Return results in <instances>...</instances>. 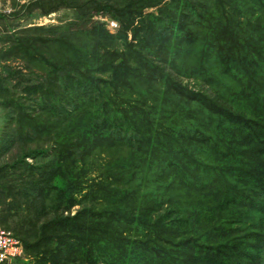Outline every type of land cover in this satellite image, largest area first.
Returning <instances> with one entry per match:
<instances>
[{
  "label": "trees",
  "instance_id": "1",
  "mask_svg": "<svg viewBox=\"0 0 264 264\" xmlns=\"http://www.w3.org/2000/svg\"><path fill=\"white\" fill-rule=\"evenodd\" d=\"M42 1L38 0L40 6ZM130 1L141 11L147 5L158 6V13L143 16L132 28L130 40L128 24L123 25L120 34L127 50L118 58L106 56L113 54V49L106 48L102 36L111 34L97 32L82 50L77 45L61 60L48 61L53 65L50 73L36 76L33 69L27 74L14 70L4 82L2 73L8 75L13 68L4 63L9 57L0 49V224L22 242L26 256L49 260L54 249L61 248L62 264L69 263V248L76 245L87 246L95 263L102 264H264V241L255 245L248 241L255 226L264 235V68L250 70L253 59L241 54L238 42L245 38L256 45L254 60L259 62L258 53L264 54V14L256 17L252 28L244 30L238 16L232 15L230 23L222 26L225 34H219L206 25V20L197 21L192 0H177L168 23L170 32L187 17L184 28H194L185 35L184 59L178 44L173 58L165 46L159 47L157 61L149 63L156 47L145 45L147 51L144 41L160 39L154 31L156 24L162 28V19L169 21L170 0L161 5L163 0ZM123 9L104 11L111 17L106 21L116 20V14L126 18L128 13ZM236 30V37L230 36ZM164 32L170 35L166 28ZM213 43L221 46L220 56L224 46L230 47L224 54L231 70L227 75L220 74L215 59H200L197 46L202 45L207 56V48ZM20 48L13 47L11 52ZM104 59L110 60L113 70L106 77L104 71L96 73L104 67ZM199 61L209 64L216 76L208 79L206 73L196 71ZM238 67H242L241 72H232ZM183 70L187 75L180 73ZM221 77H234V84L228 82L231 89L244 94L252 91L260 102L242 98L243 107L235 108L234 100L217 101L210 94ZM119 86L136 94L129 91L125 95L123 91L125 103L119 102ZM181 88L186 90L177 99L176 91ZM130 100L149 102L135 108L128 104ZM179 105L182 107L177 110ZM190 105L194 108L192 119L184 122L181 110H188ZM213 110L227 116L239 133L218 138L208 136L202 128L192 131L198 123L214 119ZM171 127L198 134L201 141L188 137L184 143L177 140L182 149L175 150ZM126 134L128 138H123ZM206 142L220 150L225 148L222 162L230 165L226 172L207 167V175L198 177L193 167L199 163L191 157L202 153ZM49 143L51 149L46 153ZM8 146L14 147L11 155L6 152ZM108 156L112 158L105 168L102 159ZM99 157V191L85 192L84 198L88 196L90 203H83L77 198L83 190L78 180L88 172V164ZM236 177L242 178V185ZM172 189L185 190L190 194L187 199H195L170 197ZM96 195L104 196V201L95 204ZM76 202L81 203L71 213ZM131 227L140 231L130 235L125 229Z\"/></svg>",
  "mask_w": 264,
  "mask_h": 264
},
{
  "label": "rangeland",
  "instance_id": "2",
  "mask_svg": "<svg viewBox=\"0 0 264 264\" xmlns=\"http://www.w3.org/2000/svg\"><path fill=\"white\" fill-rule=\"evenodd\" d=\"M166 0H163L159 5L163 4ZM169 1V0H167ZM166 1V2H167ZM181 2H185L186 0H180ZM179 1V2H180ZM218 9L215 11L213 0H192V4L195 5L197 9V21L201 22L206 20V25L214 30V32L219 34H225V27L231 21L232 15L238 16L240 22H238L241 29H248L252 28L256 22V17L262 16L264 14V4L262 0H214ZM130 0H51L42 1V6L39 5L38 0H0V42L1 47L4 52L9 57L4 63H7L13 70L2 73L4 82L12 77V71L19 70L23 73H29L31 69L35 70L34 75L38 76V74H45L47 72L50 73V69H52L53 65L48 63V61H59L61 60L60 57L66 55L67 52H74V49L77 48V45L86 46L89 43V38L93 35L97 37L95 33H103L107 31L111 36H102L104 43L106 44V48L113 49V54L106 53V56L117 57L119 53H121L124 49L127 50V47L123 43L124 37L121 35L120 32L122 30L123 25L128 24L126 32H127V39H131L132 37V28L137 26L143 16L147 15V13L154 12L155 14L158 13V6H151L147 5L143 11H141L137 4H130ZM177 0H170L171 11L169 21L167 22L162 19V28L156 24L155 28V35L160 34V39L155 40V42L151 40L145 39L144 47L145 49L150 47L153 44L156 48L153 52L150 53V58H152L149 63L156 62L158 59V51L160 52L159 47L165 46V51L169 57L173 58V51L177 48L178 44L180 46V54L182 56V48L186 44V37L185 35L191 34L194 28H184L185 22L187 18H183L181 20V24L173 27L172 32L169 30V24L172 21V13L175 10V6ZM63 3L61 6L57 7V4ZM109 4L108 9H97L95 8L98 5ZM179 4V3H178ZM131 5V6H130ZM127 6V9H123ZM180 7V6H179ZM47 8V9H45ZM123 9L124 13H128L126 18L121 17L119 14H116L118 18L116 20L112 19L113 22L117 23L110 25L107 23V19L111 18L108 16L107 10H113L115 12L116 9ZM51 9L53 11L45 12L46 10ZM253 9V10H252ZM193 10V9H192ZM142 14H140V12ZM44 13V14H43ZM179 14V10L176 12ZM191 17V16H190ZM263 18V17H262ZM264 20V19H263ZM111 22V21H109ZM164 28H166L170 35L164 32ZM195 27V31H196ZM200 30V29H199ZM209 30V29H208ZM210 31V30H209ZM236 30L233 32V37H236ZM121 33V34H120ZM73 35V36H70ZM16 37V38H15ZM39 40H36L38 39ZM198 40V37L194 39V42ZM100 42V41H99ZM238 42L241 46V54L243 56L248 55L252 57V67L250 70L257 71L260 68H264V54L258 53V61L256 62L254 58L257 56L256 52L258 47L253 43L249 44L245 38H239ZM224 44V39H223ZM146 45V46H145ZM21 46L20 49L16 51V53H12L11 49L13 47ZM94 47L92 43V48ZM172 47L171 53H169ZM225 49L223 50L222 55L221 53V46L218 44L213 43L212 45L208 46L207 48V56L203 54V46H197L199 50V55L202 57L213 58L218 62V70H222L220 74L227 75L230 73V69L227 67L226 62L228 61L227 57L224 56L227 49V46H224ZM82 50V47H81ZM253 53L251 56L250 54ZM203 54V55H202ZM67 57H72L71 54H68ZM118 58V57H117ZM184 59V58H183ZM92 67V66H91ZM248 67V66H246ZM176 69V67H174ZM212 67L209 64H202L199 61L198 68L196 71H200L202 75L205 73L208 75V79L216 76V71L211 69ZM226 68V69H225ZM102 70H92L98 71L99 75H101L104 71V77L109 76L113 70L110 65L109 59H104V67L98 68ZM120 69V68H119ZM126 69V67H125ZM1 71V66H0ZM242 67H238L236 70L232 72H241ZM182 74H186L183 70L180 72ZM97 75V74H95ZM239 75V74H237ZM1 78V76H0ZM253 78H255V82L260 85L259 79L253 73ZM185 77H183V81H185ZM228 82L234 84V77L227 79L226 77H221L217 79L216 88L212 90V94H210L214 99L219 102H229V100H234L233 106L236 107H243L242 98L249 99L253 102H260V97L255 95L252 91L249 94H244L239 89H231L233 88L232 85L228 84ZM8 83V82H7ZM113 86V85H112ZM14 88V87H12ZM20 87L17 88V91ZM120 98L119 102H124L125 95L127 93L133 92L132 95H135V91L131 88L120 87ZM186 88L177 89L176 97L179 99V93L185 91ZM123 91L126 93L124 95ZM153 98V96H152ZM152 98L149 100L151 101ZM147 102H140L137 103L134 100L128 101V104L133 107H140ZM200 105L202 103L200 102ZM182 106H177V110H180ZM193 105H190L188 110L182 109L185 116L183 117L184 122H189L193 116ZM37 111V110H35ZM212 113L214 114V119L198 123L196 126L192 128L194 129L202 128L206 132L208 136H218V138H222L227 135H234L238 132V128L228 120L227 116L222 115L218 110H213ZM2 122V120H0ZM3 123V122H2ZM143 127L141 124L140 128ZM127 128V125L124 126V129ZM134 128V127H132ZM211 128L217 130L215 132L211 131ZM172 129V136L174 137L173 145L175 150H181L182 147L177 145V140H180L182 143L185 142V138H191L194 142L201 141V136L194 133H186L182 131H178L175 128L171 127ZM1 131V130H0ZM144 130L142 129V135ZM129 134L123 135V138H128ZM194 136L196 138H194ZM1 137V133H0ZM51 143L47 144L46 153L50 152ZM49 146V147H48ZM48 147V148H47ZM128 151L129 155H134L131 150L124 146ZM14 151V147L8 146L6 152L8 155H11ZM225 152V148L223 150L215 148L214 144L210 142H206L202 146V153H195L192 160H197L199 163L198 166H194L193 169L196 173H198V177L202 176L205 177L207 175L206 169L207 167H214L217 170H225L230 166L227 161L222 162V156ZM226 152L229 153L230 150L227 146ZM111 154V153H110ZM112 156H108L102 159V162L105 163V168L108 166ZM136 159V158H134ZM28 160L31 161V158L28 157ZM132 164L135 165L133 161ZM101 159L100 157L98 160L92 161L88 164V172L81 175L79 182L83 187V190L79 195H77L78 199H82L83 203H90L89 197L87 196L84 198V193L89 192L90 190L93 193H97L99 191V186L101 184L98 181H101ZM237 179L241 180V185L243 184L242 178L236 177ZM111 184H113L112 178ZM110 181V180H109ZM83 196V197H82ZM170 197H174L177 200H185L190 194H186L185 190H176L172 189L169 193ZM96 199L93 201L95 204H99L100 202L104 201L103 197L95 196ZM195 198L192 197L191 199H187L188 201H193ZM81 203V202H80ZM80 203L74 204L71 206V213H73L80 205ZM183 206H186L183 203ZM0 207L2 205L0 204ZM264 225V221H263ZM126 232L130 235H133L135 232L140 231L133 227L126 228ZM219 239V238H217ZM248 241L253 242L254 245L258 243H263L264 235L257 231V226L253 228V231L248 235ZM61 248H55L53 254L51 255L49 260L43 259L41 257L36 256H26L24 253L20 257L12 258L6 264H51L50 261H56V264H60L61 258L63 254L60 252ZM69 252L71 254L69 258L68 264H102V262H96L94 254L87 248V246H79L76 245L74 247L69 248ZM20 258V259H18ZM133 262V260H130ZM63 263V260L61 264ZM142 264V261L134 262L132 264ZM119 264V263H114Z\"/></svg>",
  "mask_w": 264,
  "mask_h": 264
},
{
  "label": "built area",
  "instance_id": "3",
  "mask_svg": "<svg viewBox=\"0 0 264 264\" xmlns=\"http://www.w3.org/2000/svg\"><path fill=\"white\" fill-rule=\"evenodd\" d=\"M107 23L109 25L110 23L115 25L117 24L111 19L108 20ZM23 253L22 242L13 234L10 229L4 228L0 224V264H6L12 258L21 257Z\"/></svg>",
  "mask_w": 264,
  "mask_h": 264
}]
</instances>
